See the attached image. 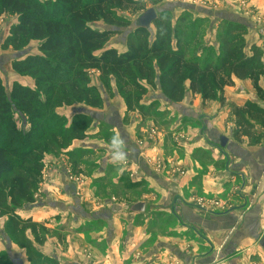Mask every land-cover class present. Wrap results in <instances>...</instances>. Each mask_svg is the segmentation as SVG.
Masks as SVG:
<instances>
[{"label": "crops", "instance_id": "1", "mask_svg": "<svg viewBox=\"0 0 264 264\" xmlns=\"http://www.w3.org/2000/svg\"><path fill=\"white\" fill-rule=\"evenodd\" d=\"M229 2L227 17L237 10L253 18L247 52L257 46L264 63V0ZM5 37H0L1 44ZM112 49L128 51L127 44L105 48ZM23 79L16 82L28 86ZM234 83L225 89L221 105L219 100L203 103L188 82L183 101L172 103L159 81H142L147 92L139 104L141 112L136 106L129 110L112 80L113 95L104 96V90L101 96L106 114L89 113L98 124L93 123L88 137L76 140L65 156L71 160L76 150L86 151L85 157L93 151L101 163L87 167L90 173L81 165V183L75 184L67 181L64 156L46 158L35 202L15 213L42 227L45 241L37 244L30 229L26 240L56 264H264V136H236L233 114L234 105L246 102L264 109V100L252 81ZM260 86L264 92V77ZM103 125L123 139L130 166L114 163L113 149L90 136ZM255 129L264 133L258 125ZM223 137L226 147L220 143ZM78 158L83 160L82 155ZM127 179L132 191L123 187ZM129 196L139 200L128 203ZM137 203L145 204L144 212L130 211ZM7 221L0 218V264L36 263L29 259L27 241L9 236Z\"/></svg>", "mask_w": 264, "mask_h": 264}, {"label": "trees", "instance_id": "2", "mask_svg": "<svg viewBox=\"0 0 264 264\" xmlns=\"http://www.w3.org/2000/svg\"><path fill=\"white\" fill-rule=\"evenodd\" d=\"M142 1L146 0H51L43 4L38 0H0V17L4 14L17 17L5 48L21 49L25 39L31 37L42 42L40 50L45 53L43 57L14 63V70L36 76L37 85L45 86V100L37 91L20 84H15L8 96L0 77V218L8 217L6 231L12 239L17 241L23 237L27 241L25 234L30 229L36 235L37 244L45 241L40 235L44 232L42 227L19 219L15 213L25 204L35 202L45 168L42 154L48 149L45 123L35 122L27 134L12 126L10 120L14 106L28 114L32 121L43 118L42 109L46 107L53 109L84 103L91 108H100L102 97L90 85V69L99 71L101 81L107 87L112 80L116 82L129 110L133 106L139 107L147 92L142 81L149 85L159 81L163 94L172 103L183 101L188 82L192 93L199 94L203 103L219 100L223 105L225 89L234 86L235 79L250 80L258 97L264 100L260 86L264 77L263 52L257 46L247 52L245 36L248 29L240 23L223 25L219 55L204 63L198 57H190V45L183 41L181 20L178 19L176 24L179 25L174 26L168 12L158 14L153 24L156 30L153 41L151 29L135 27L127 37V52L105 50L114 33L97 32L89 25L103 21L117 27L116 24L122 22L108 10V5L129 10ZM98 52L102 53L97 55ZM139 110L144 112L140 107ZM233 114L237 123L236 136L256 135L258 139L264 136L262 131L255 129L256 125L264 129L262 107L246 102L234 105ZM90 126L91 118H76L71 128L65 129L64 147L83 138ZM80 131L82 134L77 137ZM13 143L20 146L19 150L12 148ZM26 246L29 259L36 262L34 264H56L42 257L30 242L27 241Z\"/></svg>", "mask_w": 264, "mask_h": 264}, {"label": "rangeland", "instance_id": "3", "mask_svg": "<svg viewBox=\"0 0 264 264\" xmlns=\"http://www.w3.org/2000/svg\"><path fill=\"white\" fill-rule=\"evenodd\" d=\"M40 3H46L51 0H38ZM229 4V5H228ZM229 0H170V1H164V2H154V1H142L139 5L129 9V10H120L116 6L108 5V10H110L114 17H116L120 22V24H116V26H111L110 24L99 21L96 23H91L89 26L92 30L97 32H103V31H111L114 33V35L111 37L110 41L107 45H114L118 48H122L124 45H126L127 37L129 34H132L136 27L137 20L148 10L154 9L158 14H161L163 12H168L171 16V19L173 20V25L178 26L179 24H176V21L178 19L181 20L180 28L184 33L183 41H187L190 45L189 49V55L190 57H198L202 63H204L207 59L210 57L217 58L220 53V34L223 31L222 27L227 22L232 23H240L241 25H245L248 29V24L254 23L252 20L253 18L250 17V15L246 14H236L237 10H232V16L227 17V11L230 6ZM242 9L247 8V4L241 2ZM239 4V6H240ZM250 10V9H249ZM237 15L241 16V18H238ZM17 17L15 15L11 14H4L0 17V37H5V39L2 41V44L0 43V77L2 79V83L5 88V92L8 96H10L13 86L15 84H18L16 80L18 77H21L23 81L25 80L26 83H28V86H24L26 89L35 90L39 93V97H41L43 100H45L47 93L45 92V86L43 85H37L36 79L37 77L31 74H21L14 70V63L16 62H24L28 58L31 57H37L41 56L43 57L45 53H43L40 50L42 42L40 40L32 39L31 37H27L24 42V47L21 49H14L12 47H9L8 49L5 48V45L7 43V40L10 38V31L11 28L17 23L16 21ZM155 28L152 25L151 26V33L152 38L151 41H153L155 36ZM249 32V29H248ZM264 32L261 33V36H263ZM183 35V34H182ZM248 33L245 36V40L247 39ZM246 44L248 45V42L246 40ZM100 76V73L97 69H90L89 70V79L90 84H96L97 86L95 89L99 92V94L102 96L103 91L106 90L104 93V96L107 94L109 96H112V92L114 91L111 85L107 87L102 81ZM99 79V80H98ZM24 82V83H25ZM29 84L33 85L34 87H29ZM103 97V96H102ZM52 104V103H51ZM105 105V100L102 98V105L100 108H91L84 103H74L73 106L70 107H61V108H53L49 109L48 107L43 108L42 112L44 113L43 118H36L35 121H32L30 116L26 113H24L22 110L16 108L15 106L12 109L11 114V123L12 126L18 129L19 131H22V134H27L32 131V128L34 126V123L36 124L45 123V125L48 128V131L46 133L45 138L47 139L48 143V149L47 153L42 154L43 161L48 158V156H54L56 158H61L62 156L64 159V163L66 164V170H67V181L69 183H79L82 176V172L90 173L87 167L91 169L92 163L100 164L101 162H98V158L96 157L95 152H87L89 153L85 157L86 151L76 150V155L79 156L82 155L83 160L80 158L75 159L74 156L70 157L73 158L71 160H68L65 156H68V150H70L72 147V144L76 140H83L84 138L88 137L87 132H89L92 129L93 123L98 124V118L96 120L92 119V116L89 115V113H95L97 115L99 114H106V111L103 109ZM63 108V110H62ZM91 108V109H90ZM85 109V110H84ZM100 110H104L103 112H100ZM85 112L87 115H83L82 112ZM90 117H89V116ZM94 115V114H93ZM82 117H89L91 118V126L84 132L85 136L81 139L77 138L75 139L68 147H64V133L65 129L71 128L73 125V122L76 118L80 119ZM94 117V116H93ZM59 119H62L59 121ZM96 121V122H95ZM33 122V123H32ZM7 126V125H6ZM58 129V131H56ZM17 130V131H18ZM2 132H4V128L1 129ZM82 132L77 133V137L81 136ZM55 135V138H54ZM90 136L98 137L95 139H98V141H102L106 144L108 147L107 149L109 151L112 150L111 146V140L113 136L116 135V131L112 130L109 126L103 125V128H101L97 135L91 134ZM22 138V137H21ZM5 139H7L5 137ZM17 141L18 139L15 138ZM13 142H15L13 140ZM13 149L19 150L20 146L17 143H13ZM61 147V148H60ZM29 149V147H27ZM123 149V146H122ZM72 154V153H71ZM39 157V154H38ZM77 158V157H76ZM82 160V161H81ZM16 163L19 162L18 159L15 160ZM76 161V162H75ZM86 161V162H85ZM63 164V163H61ZM81 165H85L84 171L81 168ZM95 165V164H94ZM130 166V161H126L125 164L123 163V166ZM125 166V167H127ZM128 176V173H127ZM129 177V176H128ZM81 183V182H80ZM132 183L129 179L126 180V183L123 185V187H126L127 190L132 189ZM107 186H109L107 184ZM124 196H128L127 194ZM139 200V197L135 196H129L127 199V202L133 204V202H136ZM41 234L43 232H40ZM40 234V235H41Z\"/></svg>", "mask_w": 264, "mask_h": 264}, {"label": "water", "instance_id": "4", "mask_svg": "<svg viewBox=\"0 0 264 264\" xmlns=\"http://www.w3.org/2000/svg\"><path fill=\"white\" fill-rule=\"evenodd\" d=\"M158 18V13L154 9L146 11L136 22V27H141L145 29H151V26ZM221 146L226 147L228 140L226 138H221ZM131 212H144L145 204L137 203L130 208Z\"/></svg>", "mask_w": 264, "mask_h": 264}, {"label": "clouds", "instance_id": "5", "mask_svg": "<svg viewBox=\"0 0 264 264\" xmlns=\"http://www.w3.org/2000/svg\"><path fill=\"white\" fill-rule=\"evenodd\" d=\"M111 146L113 149L112 159L114 163H125L127 160V154L122 150L123 139L118 136H113L111 140ZM123 171V168L120 169Z\"/></svg>", "mask_w": 264, "mask_h": 264}]
</instances>
